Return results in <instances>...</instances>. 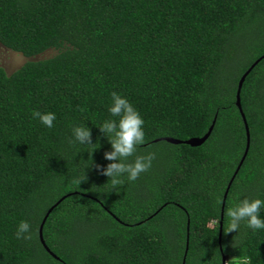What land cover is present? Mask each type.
<instances>
[{"label":"trees","instance_id":"16d2710c","mask_svg":"<svg viewBox=\"0 0 264 264\" xmlns=\"http://www.w3.org/2000/svg\"><path fill=\"white\" fill-rule=\"evenodd\" d=\"M0 45L55 53L0 68V264H264V231L223 230L238 198L264 199V0H0ZM259 59L240 91L239 168L236 93ZM112 91L144 117L137 152L155 159L116 192L94 167L77 186L87 146L71 127L100 137L92 158L105 165L96 126ZM34 110L54 112L53 128ZM213 123L200 147L164 141L201 139ZM21 219L29 240L14 235Z\"/></svg>","mask_w":264,"mask_h":264},{"label":"clouds","instance_id":"9594fccd","mask_svg":"<svg viewBox=\"0 0 264 264\" xmlns=\"http://www.w3.org/2000/svg\"><path fill=\"white\" fill-rule=\"evenodd\" d=\"M109 95L110 101L106 106L109 116L99 126H96L109 145V149L103 152V159L107 163L102 166L93 161L92 153L100 146V137L98 136L93 142L91 128L86 124L71 127L70 142L87 146L82 151H78H87V159L82 158L77 161L81 168L73 178V183L79 186L81 182L87 180L86 169L94 167L98 174L107 177L103 185H108V192H116L125 182H134L141 173L147 172L152 167L155 153L152 151L142 154L137 152L138 147L145 143V120L140 111L126 96L117 91H112ZM32 117L48 129L53 128V122L56 120V114L52 111L34 110ZM262 211H264V199L260 197L238 198L226 209L225 215L228 220L226 227L223 226L224 232L227 234L234 231V236H237L242 223L252 233L264 231ZM30 228L29 220H19L15 228V237L20 240H29L31 238ZM231 247L237 249L239 253V241L232 238ZM226 264H251V258L248 255L238 254L229 259Z\"/></svg>","mask_w":264,"mask_h":264},{"label":"water","instance_id":"95a60500","mask_svg":"<svg viewBox=\"0 0 264 264\" xmlns=\"http://www.w3.org/2000/svg\"><path fill=\"white\" fill-rule=\"evenodd\" d=\"M263 58H261V59H263ZM261 59H259L257 62H255V64L242 76L241 80L239 81L238 89H237V93H236V107L238 108L239 113H240V115L242 117V120H243V123H244V126H245V131H246V138H247L245 154H244V157H243V159H242V161H241V163L239 165V168H240L241 164L243 163V161H244V159H245V157L247 155V152H248V149H249V142H250L248 127H247V124H246V121H245V117H244V115L242 113L241 105H240V91H241L242 85H243L246 77L253 70V68L260 62ZM213 126H214V123H213L212 127L209 129L208 133L201 139H192V140L184 142V143L179 142V141H175V140H171V139H165L164 141L167 142L168 144H171V145L184 144V145L190 146L192 148H197V147H200L209 138V136H210V134L212 132ZM239 168H238V170H239ZM232 180H231V182H230V184H229V186L227 188V191L225 192L224 198H223L219 234H221V228H222L224 203H225V200H226L230 185L232 183ZM44 221H43V223H44ZM43 223H42V225H43ZM41 228H42V226L40 227V240L42 241ZM220 236L221 235H219V240H220ZM222 264H226V258L225 257H222Z\"/></svg>","mask_w":264,"mask_h":264},{"label":"rangeland","instance_id":"374dc122","mask_svg":"<svg viewBox=\"0 0 264 264\" xmlns=\"http://www.w3.org/2000/svg\"><path fill=\"white\" fill-rule=\"evenodd\" d=\"M55 55L54 52L48 51L47 53L43 54L34 59H25L21 55L8 51L7 49L3 48L0 45V68H2L7 75L12 74L20 67H22L25 63L30 61H41L46 60ZM228 260V259H226Z\"/></svg>","mask_w":264,"mask_h":264}]
</instances>
